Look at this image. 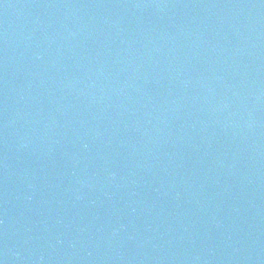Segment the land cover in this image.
I'll use <instances>...</instances> for the list:
<instances>
[{
  "label": "water",
  "instance_id": "obj_1",
  "mask_svg": "<svg viewBox=\"0 0 264 264\" xmlns=\"http://www.w3.org/2000/svg\"><path fill=\"white\" fill-rule=\"evenodd\" d=\"M0 264H264V0H0Z\"/></svg>",
  "mask_w": 264,
  "mask_h": 264
}]
</instances>
